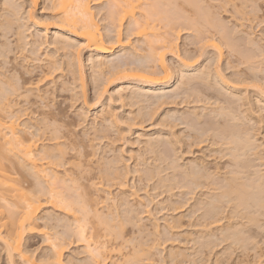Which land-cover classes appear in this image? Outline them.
<instances>
[{"label": "rangeland", "instance_id": "rangeland-1", "mask_svg": "<svg viewBox=\"0 0 264 264\" xmlns=\"http://www.w3.org/2000/svg\"><path fill=\"white\" fill-rule=\"evenodd\" d=\"M56 2L55 0H37L34 4L32 0H0V20L6 22L9 19L5 27L0 29V52L2 51L1 55L2 53L8 55L0 57V71L8 69L9 76H19L20 73H25V70H32L34 67L45 64L48 57L57 62V66H61L58 67L59 71H56L47 86L49 91L47 95H50L46 96L47 100L43 102L45 105L38 103L37 105L42 107L37 106L34 109L32 107V110H37L38 113L31 115L33 120L43 123L46 118L42 115L43 113L56 112L62 119L59 124H63L64 130H68L71 134L70 145L78 147L83 155L81 159L84 176L80 181L81 185L83 184L88 192H93L92 195L97 194L98 200L103 198L105 200L110 191L111 195L109 194L108 197H110L107 199L112 200L105 203L109 208L105 205L101 211L112 212L114 216H117L118 222L124 226L123 232L118 235L117 242H112H115V245L124 244L120 253L106 255L102 260L100 259L99 263L264 264V215H259L251 211L252 209L245 210L242 205L236 206L235 201L227 202L228 200L220 199L219 203L216 202L219 207L216 212L221 222L215 223L214 220L207 222L213 214L207 211L209 209L207 204L211 202L212 197L221 193L222 190L217 188L219 185L222 186V183H227L226 178L231 179L234 175L233 178H239L238 182L249 183L256 177L255 173L261 171L260 173L264 174V160L256 159L261 155L262 159L264 157V0H175L170 7L167 3H163L166 2L165 0H161V4H165L164 6L169 7L170 10L166 8L169 10L166 21L160 22L156 19L157 21L153 24L159 29L160 34L170 40L165 49L160 48L162 42H155L151 50L147 45L146 37L138 36L130 20L127 21L120 28L123 31L122 39L126 48L115 49L113 54H107L103 57L105 59H102L106 60V63L113 62L123 52L124 54L127 52L128 57L120 61L134 62L130 65L133 68L138 66L148 68L158 73L156 78L165 77V81H170V85H160L161 88L158 86L152 90H146L145 93L142 89L145 87L144 83L141 85L138 80L126 78L124 74L115 77L107 74L112 63L106 64L107 67L97 68L99 55L91 51L80 33L74 34L73 28L62 20L63 15L61 10L55 7ZM111 2V0H90V5L107 45L116 47L118 25L113 20ZM140 2L143 5L153 1L140 0ZM175 7L177 10H173L176 9ZM142 9L143 6L137 9V17H140ZM170 11L177 12V15L174 13L176 16H173ZM169 17L172 19L170 20ZM173 23L175 25H172ZM23 35L28 39L24 40ZM20 37L23 41H19ZM63 40L69 41L64 45ZM17 41L24 45L30 44L23 50L22 45L17 46L19 43ZM40 46L41 48L38 49ZM32 50L35 51V55ZM5 59L8 64L3 68L2 62L4 63ZM161 61H164L168 68L167 75L162 73ZM69 68L74 69L75 72H70ZM79 69L83 76L79 75ZM35 72L32 76L35 79L32 78V80L36 82L40 75L38 76L39 70ZM72 73H75V77ZM79 76L84 79L80 81ZM193 77H195L194 80ZM83 81L85 93L81 88ZM182 83L184 84L181 85ZM35 86L33 94L38 92ZM179 86L182 88L178 89ZM45 87L41 89L45 90ZM138 99H140L139 103ZM47 104L50 108L46 107ZM22 105L27 106V104ZM199 125H202V129ZM229 126L231 129H228ZM220 128L222 129L217 130ZM200 133H203L205 138H202V135L198 137ZM229 133L237 134L242 138L241 142L244 139L255 141L250 142L252 146L247 141L250 144L248 147L254 148L253 151L258 146L261 147L256 149L258 157L252 156L251 151L252 153L249 154L252 157L248 159L250 156L248 154L243 159L246 168H248L247 164L251 165L247 171L245 168L241 172L243 175L230 174L237 168L232 166L235 162L230 155L231 151L225 149L235 147L231 143L232 134ZM222 136H225L224 141ZM226 137L231 140L232 146ZM198 139L204 143L198 146ZM147 141L150 142L151 147L154 146L153 149L149 147L150 144L147 145ZM246 141L243 142L247 143ZM218 151L221 152L218 153ZM226 153L229 156H226ZM97 162L98 165H96ZM98 166H103V169L108 166L111 169L117 167L115 170L119 171V174L124 171L122 174H127L128 179L126 180L127 188L121 192L118 186L106 183L108 190L100 189L101 191L97 193L93 190L94 188L88 189V186L99 183L98 177L102 174L98 172ZM196 166H201L200 169H203L204 173L208 172L209 176L212 175L209 181L214 180L216 185L206 186L207 189L205 187L198 189V167ZM213 182L210 183L214 184ZM133 192L138 197L136 195L132 197ZM42 199L44 201V198ZM110 203L114 206H109ZM117 204L118 206H115ZM50 206L45 204V207L40 210L39 218L41 219L38 222L41 225L40 228L43 229L45 226L47 234L58 235L55 237L61 241L65 240L64 243L60 241V244H64L61 248L64 263L89 264L92 258L86 243L77 242L76 236L69 232L70 225L73 224L72 217ZM129 209L130 212H128ZM92 222L91 220L90 226ZM118 222L116 224H119ZM139 222H141V228L136 227ZM140 224L138 226H141ZM90 226L88 233L92 232ZM154 226L158 227V230L156 229L158 232L154 231ZM142 228L144 229L140 230ZM235 232L240 234H236V237ZM4 235L0 236V264H9L2 242ZM111 238L115 240L114 237ZM237 238L239 240H236ZM22 244L24 250L33 256L37 264L45 263L47 256L52 252V242L38 233L25 235ZM136 252L139 253L138 258L132 257ZM15 261L19 262L17 256Z\"/></svg>", "mask_w": 264, "mask_h": 264}, {"label": "bare ground", "instance_id": "bare-ground-1", "mask_svg": "<svg viewBox=\"0 0 264 264\" xmlns=\"http://www.w3.org/2000/svg\"><path fill=\"white\" fill-rule=\"evenodd\" d=\"M55 1H57L55 7L59 8L62 12V14H61V15H63L62 20L65 21L69 27L73 28L72 30H74V32H75L74 34L80 33V35L85 39L87 45L90 47L91 51H93L99 55L98 59L100 58V60L96 64L97 68L101 69V68H104L106 66V64L112 63L111 68H109L110 71L108 73L106 72L107 74L111 75V77H115L116 75H119V74H124V77H126V78L131 77L133 79L138 80L139 82H141L140 83L141 85H142V83H144L145 87L142 88L144 90V93L147 92L146 90H152V89H154L160 85H168L169 84L170 81H165L164 80L165 77L161 78V79L156 78V76H158V73L155 71H150L148 68H145L142 66L141 67L138 66L137 68H133L130 65H132L134 62H131L132 63L131 64L130 61H127L128 63H130V64H128L126 61H125L126 63H123L124 61L123 62L120 61V60L126 58L127 52L125 54L123 52V54L119 58H116L117 60L115 59L116 61H113V62L106 63V60L104 61L103 59H105V58H103V57H105V55H107V54H113L115 49L122 48L124 50V48H126V45L124 44V40L122 39V32L123 31L120 28L129 20H130V23L133 25V28H134L136 34L138 36L146 37L147 45L149 48H151V50H152L153 44H155V42H162L160 45V48H164V49L167 48V46L170 43V40H167V38L165 36L160 34L159 29H157L156 25H154L153 23L157 20H159L160 22H163L167 18L168 11L170 10L169 7L171 6L170 4H174L173 1H175V0H165L166 2H163V3H167V6H169V7H165L166 6L165 4H164L165 6L163 4H161V2H160L161 0H152L153 1L152 3H145L143 5L141 4L140 0H111L112 1L111 2L112 8H113V13H112L113 18H114L113 20L117 23L118 28H119V29L117 28V30H116V36H117V46L116 47L108 46L107 42L105 41L104 37L102 36L101 31L99 29V26L97 25V23L95 21V15L92 12L90 0H55ZM176 1H178V0H176ZM32 2L34 4H36L37 0H32ZM176 5H177V2H176ZM141 6H143V9L141 11L142 13H141V15H139L140 17H137V13H138L137 9L139 10V7H141ZM166 8H169V10H166ZM173 8H174V6H173ZM175 8L176 9H173V10H177V7H175ZM140 10H141V8H140ZM166 11H167V13H166ZM170 12L173 13V16L175 14L177 15V12H174V11H170ZM170 12H169V14H171ZM2 18L3 17H1V19ZM171 19L172 18H170V20ZM161 20H163V21H161ZM170 20H169V22H170ZM5 21H6V19H5ZM7 21L4 22V20H3V22H2L0 20V27H2V28H0L1 30L3 29V27H5V23H7ZM172 22L173 21H171V23ZM9 24L10 23H8V25ZM172 25H175V23H173ZM3 32H4V30H3ZM22 34L23 33L21 31V35ZM6 36L7 35H5V37ZM17 36H19V35H17ZM24 37H25L24 40L28 39L26 36H24ZM60 40H62V39H60ZM19 41H23V40H21V37H20ZM19 41H17V42H19ZM64 41L65 40H63V44L68 42L69 40L65 41V42ZM18 44H17V46L22 45L23 50H25V47L29 46L30 43L28 45H26V43H25L26 46L24 44H21L20 42ZM43 44H42V46H43ZM66 47H67V45H66ZM18 48L20 49L21 47H18ZM39 48H41V46L38 47V49ZM220 50H222V49H220ZM21 51L22 50H20V52ZM33 51L34 50H32V53L34 54L35 51L34 52ZM1 52H0V57H2V55H3V53L1 55ZM6 52H5V54H7ZM3 56H8V55H3ZM45 57H46V55H45ZM3 58L8 59V57H3ZM6 59L3 60V61H5L4 63L2 62L3 68H5L6 65L8 64ZM23 59H25V58H23ZM51 59H52L51 57H50V59L48 57V59H46L45 64H43L39 67H34L32 70H25L24 71L25 73H20L19 76L18 75L9 76L7 74L9 72L8 69H5V70L1 69L3 71H0V236L5 234L4 237L2 238V242H3L4 249L6 251V254L8 256L9 264H37L36 261L34 260L33 256L24 250L23 244H22L24 241L25 235L29 236V235H34L35 233H38L39 235L44 236L47 240H50L52 242V252L49 256H47L46 262L42 263V264H66V263H64L63 254H62V250H61V248L64 245L63 241H65V240L61 241V239L59 240L58 237H55L58 235H54V236L51 235L50 236L45 231L46 227L44 226L42 229V228H40L41 225H39V223H38L39 220L41 219V218H39L40 210L45 207V204H49V205H51L50 207L53 208L54 210L62 211L65 213L64 215H70L72 217L73 220L71 222H73V224L70 225L71 227L69 226L71 228L69 230V232H71L72 235L76 236L75 238H76V240H78L77 242L81 241L82 243L83 242L86 243V246H87L86 248L89 250V252L91 254L90 256L93 259V260L90 259L91 261L89 264H100L99 263L100 259L102 260L106 255H109L112 253H120L122 250V246L124 244V243L123 244L121 243L120 245H117L118 244L117 243L115 245L114 244L115 242L112 243L113 241L117 242V240L119 238L118 235L121 234V232H123L124 226L120 222H118L119 220H118L117 216H114V214H112V212L110 213L107 211L108 212L107 213V212L101 211L102 208L107 204V201L112 200V199H107L110 197V196L108 197V195L110 194V191H108L109 194L107 195V197H105V200H104V198H103V200H98V198L96 196L97 194L92 195L93 192H88V190H86L84 188L83 184L81 185L82 182L80 183V181H81V179H83L82 176H84V175H82V173H83V171H82L83 170L82 169L83 161L81 159L83 157V155L81 153V150H79L78 147H76L75 145H70L69 142H70L71 134L68 130H64L65 127L63 126V124H61V125L59 124L62 119H61V117H58L59 115H57L56 112L50 111V113H48V114L43 113L42 115L46 116L43 123L39 122L35 119H34L35 120L34 121L32 119V115H31V114L38 113L37 110L36 111L32 110V107H33V109H34V107H37V106L39 107L40 105H37L38 103H42L41 105H45V104H43V102L46 99V96L50 95V94L47 95L49 93L47 86H48L49 82L52 81L51 78L54 77L56 71L57 70L59 71L58 67H61V66H57L58 65L57 62H54V60H51ZM115 62H117V63H115ZM67 64H69V63H67ZM94 64L95 63L93 62V65ZM160 66L162 69V73L167 75L169 73V71H168V68H167L165 62L161 61ZM69 67H71L70 64H69ZM92 67L95 68V66H92ZM23 69H25V68H23ZM69 69H70V72H72L74 70V69L71 70V68H69ZM205 69H203V70H205ZM11 70H13V69H11ZM38 70H39L38 76L39 75L40 76L38 77L39 78L38 81L35 82V80H32V78L35 79L32 76H33L34 72L38 71ZM66 70H68V69H66ZM79 70H80L79 75L83 76V73H81L82 72L81 69H79ZM70 72L68 74H70ZM73 72H75V71H73ZM128 73L130 74L129 76H128ZM72 75L75 77V73H72ZM197 75H195V77L197 76L199 78V73ZM27 76H29L30 78ZM36 76H37V74H36ZM168 76H167V78H168ZM56 77H59V76H56ZM191 77H189L190 80H191ZM195 77H193L192 79L194 80ZM197 77H196V79H197ZM80 78H81L80 81H82L84 79L83 77H80ZM107 79H109V78H107ZM186 81H187V79H186ZM201 81H202V79H201ZM37 84H38V86H37ZM183 84L184 83H182L181 85H183ZM39 85L42 88L46 86L45 87L46 89L42 90L41 87L39 88ZM81 85H82L81 88L83 89V92L85 93L84 81H83V83L81 82ZM34 86L36 87V91H38L37 94H33L34 90H35ZM200 86H202V85H200ZM180 87L181 86H179L178 89ZM160 88H161V86H160ZM139 91H141V90L139 89ZM139 91L137 90L138 94H139ZM207 91H208V89H207ZM221 91H223V90H221ZM137 92L135 91V94ZM198 92H200V91L198 90ZM136 95H135V97H137ZM141 96H142V94H141ZM202 96H200V97H202ZM215 97H218V96H215ZM85 98H86V96H85ZM135 99H137V98H135ZM208 99H209V97H208ZM221 99H223V98H221ZM46 100H45V102H46ZM139 100L140 99H138V103H139ZM151 100H153V99H151ZM156 100L159 101V99H156ZM228 101H227V103H228ZM145 102H146V100H145ZM158 103H160V102H158ZM22 104H27V106H23ZM230 105H228V107ZM232 105H233V103H232ZM240 106L243 107V105H240ZM240 106H239V108H240ZM40 107H42V106H40ZM46 107L50 108V106L48 104L46 105ZM228 107H227V109H228ZM242 107H241V109H242ZM203 110H205V109H203ZM220 110H218V111H220ZM225 111H227V110H225ZM229 111H231V110H229ZM215 114H217V113H215ZM244 114H245V112H244ZM111 115H113V114L111 113ZM23 117H26V119L23 120L22 119ZM230 119H233V118H230ZM25 121H28L29 123L25 122ZM30 121H32V122L30 123ZM237 121H239V120H237ZM143 123H145V122H143ZM214 125H213V127H214ZM201 126L199 125V128ZM239 126H240V124H239ZM216 127H217V125H216ZM226 127H225V129H227ZM232 128H234V126ZM201 129H202V127H201ZM221 129L222 128L217 129V130H221ZM225 129L223 131L224 135L226 134ZM228 129H231V127ZM207 130H209V129H207ZM237 131L238 130H236V132ZM245 131L247 132V130H245ZM199 132H202V131L199 130ZM220 132H222V131H220ZM227 132H228V130H227ZM202 134L203 133H200V135H198V137H200ZM231 134H232V139H231L232 141L228 137H226V139H229L228 140L229 144L231 141L232 145L234 144L235 147H233L230 144V146H232V148L226 147L225 149H227L228 151H231L230 155L232 156L233 161L235 162V164L232 166H233V168L235 167V169L236 168L237 169L236 170L233 169V171L235 170L234 171L235 173L230 172V174H232V175L235 174V176L239 175V174L243 175V173H241V172H243V170L246 168L243 164L244 163L243 159H245V157L248 156V154L251 151L253 152V154H251L252 156L258 157V154L256 153V151H257L256 149L260 146L255 148V151H253V149H254L253 147L252 148L248 147V145L250 146V144H251L250 142L253 141V140L251 141L249 139V137H250L249 133H248L249 137L248 136L247 137L250 141L249 140H247V141L250 144L245 139L243 141H246L247 143H245L243 141H242L243 142L242 143L241 137H239L235 133L234 134L231 133ZM248 134H246V135H248ZM239 135H240V133H239ZM243 136H245V135H243ZM201 137L205 138V137H203V135ZM229 137L231 138V136H229ZM218 138H217V140H218ZM223 138H225V136H222V139ZM245 138H246V136H245ZM252 139H254V138H252ZM199 140L200 139H198V146H199V144H201L203 142V141L201 142ZM224 140L225 139H223V141ZM150 142H151V140H150ZM150 142H148L147 145L150 144ZM253 142H255V141H253ZM226 143L228 144V142H226ZM151 144H153V143L151 142ZM151 144L149 147H151ZM216 144H217V142H216ZM227 144H226V146H227ZM154 145H155V143H154ZM251 146H252V144H251ZM153 147L154 146L152 145L151 148L153 149ZM225 149H224V151H225ZM224 151L222 150L223 153H224ZM219 152H221V151H218V153ZM227 153H229V152H227ZM216 154H217V152H216ZM251 155L248 156V159H250L249 157H252ZM226 156H229V155L227 154ZM261 157H262V155H261ZM261 157H258L256 159H258V160L260 159L259 161L264 160V157H263V159ZM251 160H253V158ZM258 160H256V161H258ZM244 161H246V160H244ZM75 162H77V164ZM201 162H199V163H201ZM111 164H110V166H111ZM193 164H192V166H193ZM245 164H246V162H245ZM249 164L246 165L248 167V168H246V171L251 166V165L248 166ZM96 165H98V162ZM99 165H102V164L99 163ZM105 166H107V164ZM98 167H99L98 172H100V174H102V176L100 175V177H98L100 179L99 183H94L90 187L88 186V189L94 188L93 190L98 193L101 191L100 189H102V190L107 189L105 186L106 183L113 185V186H118L119 190H121V192L127 188L126 186H127L128 182L126 180H128V179L126 177L127 174H124V175L122 174L124 171H122V173L119 174L118 173L119 171L117 172V170H115L117 167L114 169H111L109 166H108L109 169L108 168L103 169V166L102 167L98 166ZM196 167H198V166H196ZM200 167H198V173H197L198 174V183H197L198 189H200L202 187L206 188V186L210 187L212 185H216L213 182L214 181L213 178H212L213 181H209V179H211L210 177L212 175L209 176L207 174L208 172L204 173L203 169H200ZM203 167H204V165H203ZM191 168H193V167H191ZM110 169L114 170V171H111ZM193 172H194V170H193ZM260 172L255 173L257 175L254 178V180L251 181L252 183L251 182L240 183L237 181L239 178L238 179H236L237 177L233 178L234 175L232 176L231 179L226 178L225 182L227 181V183L226 184L222 183L221 184L222 186L219 185V187L217 188L219 190H222L221 193L220 194L218 193L216 196H214V198L212 197V200L210 203L209 202H208V204L206 203L207 206L209 207V209L207 211H210L209 213H211V214L213 213V214L211 215V217L208 221L206 219L205 220L207 222H209V221L213 222V220L215 223L219 222V221L221 222V218L220 217L218 218V213L216 212V210L219 208L217 204L220 202V199L225 200V201L228 200L227 202H230V201L234 202L235 201V204H237L236 206L242 205V206H244L245 210L252 209L251 211H255V213H259V215L263 216L264 215V174H261ZM128 174H129V171H128ZM253 174H254V172H253ZM195 175L196 174H194V176ZM222 176H223V174H222ZM244 176H246V175H244ZM244 176H242V177H244ZM202 179H205V180L207 179V180L204 181ZM250 180H251V178H250ZM210 182H213L214 184H212ZM169 192H167V193H169ZM135 195H136V193H134V192H133V194L131 193L132 197ZM42 198H44V201ZM122 200H124V199H122ZM216 202H218V203H216ZM130 203H131V201H130ZM223 203H224V201H223ZM110 205H112V204L110 203L109 206ZM119 205H121V204H119ZM128 205H129V203H128ZM106 206H107V208H109L108 205H106ZM112 206H114V204ZM115 206H118V204ZM178 209L179 208H177V210ZM126 210H127V208H126ZM128 212H130V209ZM132 212L134 213V211H132ZM105 213H107V214H105ZM209 215L210 214H208V216ZM133 216H134V214H133ZM91 220L93 221L92 222L93 224L91 223L92 226H90V224H89ZM137 220H139V219H137ZM140 220L142 221V219H140ZM116 222H118L119 224H116ZM140 223L141 222H139L137 224V226H136L137 228L142 227V225ZM139 224L141 226H138ZM208 224L210 225V223H208ZM65 226L67 227V225H65ZM89 226H90V228L92 227L91 233L90 232L88 233ZM133 227H135V226L133 225ZM157 228L158 227L156 226L154 228L155 230L153 228L152 229L154 231H156ZM67 229H69V228H67ZM143 229L144 228H142L140 230H143ZM153 230H152V232H153ZM146 231H147V229H146ZM156 232H158V231H156ZM99 233H101V234L99 235ZM142 233H143V231H142ZM238 233L235 232L234 236L237 237ZM234 236H232V237L234 238ZM53 237L55 239H53ZM70 237H74V236H70ZM111 237H114L115 240L114 239L112 240ZM58 240H59V242H57ZM236 240H239V239L237 238ZM60 241L63 243L60 244ZM109 244H111V245H109ZM138 255H139V253L136 252V254L134 256L132 255V257L135 258L137 256V258H138ZM16 256L19 258V262L15 261ZM139 263L140 262H136V264H139Z\"/></svg>", "mask_w": 264, "mask_h": 264}]
</instances>
